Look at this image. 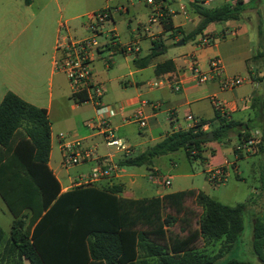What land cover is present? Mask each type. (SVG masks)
I'll return each instance as SVG.
<instances>
[{
	"label": "trees",
	"instance_id": "16d2710c",
	"mask_svg": "<svg viewBox=\"0 0 264 264\" xmlns=\"http://www.w3.org/2000/svg\"><path fill=\"white\" fill-rule=\"evenodd\" d=\"M190 8L199 17L190 37L211 23L238 20L245 9L241 0L211 7L191 3ZM163 51L155 43L149 54L133 58V67L145 68ZM172 70L171 61H165L154 72ZM213 111L212 121L200 119L210 123L208 131L192 127L172 132L140 154L123 157L118 165L151 169L155 158L178 150L189 160H203L206 143L218 142L239 127ZM243 132L238 137L247 134ZM263 144L264 129L260 152ZM49 153L47 111L7 91L0 101V197L13 220L9 248L0 264H22L23 259L30 264H213L240 240L243 203L225 205L195 189L140 200L117 197L121 191L117 185L87 184L61 192L47 166ZM215 241L222 244L217 254L210 255L207 248ZM251 247L264 264V218L260 216L252 221ZM8 252L14 254L13 261L3 263ZM223 264L250 263L229 259Z\"/></svg>",
	"mask_w": 264,
	"mask_h": 264
},
{
	"label": "rangeland",
	"instance_id": "374dc122",
	"mask_svg": "<svg viewBox=\"0 0 264 264\" xmlns=\"http://www.w3.org/2000/svg\"><path fill=\"white\" fill-rule=\"evenodd\" d=\"M30 4L27 5L24 0H0V100L3 94L7 91H15L23 95H28L33 91H39V64H47L46 69L50 68V59H47L41 50L42 47H49L50 42L52 43V37L49 39L44 38L43 33L47 32L52 26L50 34H52L53 27L56 24H66L71 30H75L76 34H81L82 30L80 26L86 22V15L93 11L104 9L109 6L113 8L129 7V12L126 14L120 12H114L113 18L117 24L118 32L121 34L122 38L128 37L132 32L137 35L138 30H140L147 23V14L150 7L146 3V0H29ZM186 0H183L185 2ZM217 2L212 3L210 6L216 5ZM115 6V7H114ZM215 26L221 25L220 22L214 23ZM105 25V29H107ZM264 28V23H263ZM137 33V34H136ZM49 35V31H48ZM61 36H66L65 32L62 30L60 32ZM245 37H234L227 36L225 39V44H222L219 51L224 53L227 58L224 63L229 65L230 72L238 71L235 70L234 66L236 61L232 60L231 53H227V48L232 45H238L239 42L247 41L248 47L253 49V58L249 62L252 69L258 68L261 64V56L264 57V48L259 45L258 39V26L254 25L253 22L250 23L249 32ZM140 53L139 55L145 56L148 54L149 40L146 38L138 39ZM102 42L103 39H98ZM222 42L218 39L214 43L218 44ZM192 43L191 40L187 39L184 43L186 49H190ZM182 46V45H180ZM210 45L209 47H212ZM173 49V46L169 47ZM230 51V50H229ZM172 54L168 52L160 56V58H167ZM98 56V55H97ZM95 57L92 63V73L94 71L98 72L100 76L105 77L108 83L104 85L102 102L108 106H112L114 102L119 101L125 93H134V86L131 88L130 85L125 86L126 81L130 82L131 77L126 75L128 70L131 68V59L133 55H124L122 53L116 52L111 56L109 66L104 67V63L109 60V52H103L99 54V57ZM219 58V57H218ZM207 68V63L201 62L200 69L205 71ZM263 69V67H262ZM245 71V69H244ZM246 73V71H245ZM142 78L151 77L154 75L151 71L147 70L143 72ZM58 79L61 84H66L64 77L59 74ZM56 79V78H55ZM94 79V75H93ZM154 81V79H152ZM95 81V80H94ZM67 85V84H66ZM48 81L44 80L43 93L44 97L48 95ZM191 88L192 93L195 96H203L205 91H207V83L197 84L196 82H188L184 84L178 92L169 91L165 88H161L154 92L155 96L161 95V98L168 101V106L177 107V118L179 122L183 121V117L186 116L188 107L181 106L180 101L182 99V89ZM69 89V88H68ZM126 89V90H124ZM147 85L140 87L141 92L147 90ZM264 93V79L261 83L255 86H249L243 84L240 88L236 89L238 94H246L250 96L251 94H256L259 92ZM53 97H54V91ZM70 92V91H69ZM229 95V93H225ZM264 95V94H263ZM151 97L150 95H143L142 100H146ZM219 99L220 96H218ZM66 109V115L71 119L70 126L63 127L62 125L53 126V142L50 152V162L51 166L55 169L58 168V177L64 182L66 179V174L70 177L77 176L78 166L69 167L64 169L59 166L60 153L58 150V144L56 141V135L59 133L68 134L75 136L78 139H82L84 147H97L99 153H106V148L103 144V139L101 135H95L96 130L88 128L85 123L82 125L80 123L81 119L93 120L94 114L92 113L89 104H83L71 110L69 104ZM39 104V102L37 103ZM201 109L199 111V116L204 118L206 121H211L214 118L213 107L210 104V100H202L199 104ZM243 107V105H242ZM241 107V108H242ZM196 108V107H195ZM165 110L162 108L160 111ZM194 114V113H193ZM247 115L255 120V114L252 110L241 109L238 114L232 115L233 120H238L241 116ZM167 115L160 113L158 120L164 123L167 130L170 131L168 125L164 122ZM52 119V117H51ZM54 120V119H52ZM74 124L72 125V121ZM64 125V124H63ZM69 129V131L67 130ZM74 130L76 132H74ZM145 128H140L137 124L132 123L120 129V133H115L117 137L123 138L126 136V144L134 145L138 142L140 136L145 133ZM237 131V132H236ZM256 132L258 135L259 130ZM238 132L241 131L240 127H237L235 131L230 132L225 138V142L229 141L223 148L226 151L225 156L228 159L234 161V156L231 153V148L234 146L236 137H238ZM253 130L249 131L247 134H242L240 139L247 138L256 134ZM91 135L90 137H88ZM95 135V136H94ZM213 141L212 143H215ZM148 145H145V147ZM144 147V148H145ZM143 147H135V155L140 153ZM264 148V144H263ZM205 151L203 155H206ZM255 158L250 159H239L235 161L238 171L237 174L230 170L229 176L226 181L218 186L217 188H212L207 183L204 174V165L199 160H189L187 159L185 152L183 150H178L176 152L170 153L168 155L157 157L153 160V164L157 166L158 171L156 175H160L162 178H169L170 185L163 186L162 184H157L154 181L149 180L148 176L153 174L146 170L145 167H130L137 171L138 174H144L143 178H139L140 183L143 186V191L140 193L145 197H153L157 192H172L176 190H186L190 188H196L199 191H204L213 199L219 201L222 204L234 206L239 203L246 205V210L243 216L244 229L240 240L238 243L228 252L222 253L221 257L213 264H223L229 259H239L249 262L250 264H262L254 255L251 247V234H252V221L255 217L260 216L264 218V152H260L257 146V153L250 156ZM3 204H0V208L3 209ZM222 241H215L211 246L207 248V253L210 255L217 254Z\"/></svg>",
	"mask_w": 264,
	"mask_h": 264
},
{
	"label": "crops",
	"instance_id": "0c3cea01",
	"mask_svg": "<svg viewBox=\"0 0 264 264\" xmlns=\"http://www.w3.org/2000/svg\"><path fill=\"white\" fill-rule=\"evenodd\" d=\"M113 1H120V0H113ZM216 2L217 4L214 6L224 4L223 0H217ZM26 4L29 5L30 1L29 3ZM147 4L150 7V10L147 14V23L140 30H138V34L136 33L137 35H135L132 32L128 37L122 38L121 34L118 32L117 24L114 21V18H113V23L107 24L108 27L107 29H113L115 31L117 35V39L120 43L124 44L132 40H137L138 42L139 41L138 39L146 38L149 40L148 54L150 53L151 48L155 43L161 44L162 47L164 48L163 53L155 56L150 62V64L145 68L137 69L133 67L132 60L134 57H132L131 68L128 70L126 74L131 77V81L130 82L126 81L124 85L125 86L130 85L131 88H133L134 86L135 94L125 93L124 95L121 96L122 98L119 101L110 104L112 106L116 104L124 105L121 111L113 114L110 118V124L115 130V133H120L121 128L127 126L128 124H132L130 122H127V120L133 115L134 110L137 106V100H142L141 97L145 94L151 96L146 100H143L149 103V105H147L144 108V112L148 118L147 126L145 127L146 129L145 133L140 136L136 144L134 145L127 144L132 151L130 156H135L134 151H135V147L137 146L143 147L140 150L141 153L145 151L148 147L162 140L168 134L179 130L189 129L190 125L186 121L185 116L183 117L182 122H179L178 118L176 117L178 113L177 107L168 106V101L166 99L161 98V95L155 96L154 92H158L155 91V89L158 90L161 88H165L169 91L175 92L173 90V84L176 81H178V79H180L181 77L187 76L188 64L191 59H194L196 61L199 68L201 62L204 61L205 63H207V68H208V60L212 57H219V59L223 64L225 75L239 77L243 79L244 81L243 84L249 86L256 87L258 83H261L262 80L264 79V57L262 56V54H260L262 60L260 61L261 64L258 68L252 69L250 66H248L249 62L253 58L252 55L254 54V51L253 49L248 47L247 41L239 42L238 45H232L227 48V53L230 52L231 53L230 57L232 58L233 61L234 60L236 61L235 62L236 64L234 66H236L235 70L238 69V71L235 72L229 71V67L232 64H230V66L225 64L224 60H226L227 56L219 51L221 45L225 44L224 42L227 36H234V37L241 36V37H245L246 40L247 39L246 35L249 32L251 22H253L255 26L256 25L259 26L260 23H262L260 27L261 35L258 36V39H259V45L261 46V48H264V28H263L264 0H248L246 3H244L245 9L241 13L240 18L238 20L223 21L220 22L221 25L218 26H215L214 23L209 24L203 31L208 33L211 37H213L215 39L214 42L217 41L218 39H221L222 41L218 44L213 43L212 47L198 46V40L201 34L193 35L190 37L191 33L195 30V28L199 23V17L190 8L191 0H186L185 2H183V0H163L161 4H149V3ZM120 5L123 8V10H121L120 13L125 12L127 14L129 12V7H123L122 4ZM208 7L211 6L209 5ZM158 8H160V10H158ZM153 17L156 18L152 20ZM64 25L66 27L65 29L60 27L61 23L56 24L53 27L52 34H50L52 29V26H50L49 29L47 28V32L43 33L42 35L45 39L48 38V36L49 39L52 37L53 41L52 43L50 42L49 47H42L39 49L43 51L39 53H43V55L47 59H50L49 62L50 68L48 70L46 69L47 64H45V68L44 65L42 66V64H39V91H33L26 96L18 92L12 91V93L17 95L24 101L36 107L44 108L47 111V117L50 123V152L53 142V133H52L53 126L56 124L62 125V128L70 126L71 119L68 118V116L66 115V109L68 108L67 101L71 103L69 104L71 110H75L76 108H78L83 104H89L92 113L94 114L93 106L89 102L75 103L70 98V92H69L70 89H68L69 85L67 81H66L67 85L66 84L62 85L57 77L61 73L55 71L53 68L52 61L55 54L54 53L55 45L58 40L64 37L60 35V32H62L63 30L65 34L69 33L75 37H81L82 35H84V29L82 25L80 26V29L82 30L81 34H76L75 30H71L69 27L66 26V24ZM48 31H49V35H48ZM187 39L191 40L192 43L190 49H186V46H184V43ZM180 40H183V44L182 46H177L176 43L179 42ZM171 46H173V49H169V47ZM106 51L109 52V60L106 61V64L103 61L104 63L103 65L105 68L109 66L111 56L116 53V52H110V50L108 49H103L99 52V54ZM171 51L172 54L169 57L160 58L161 55ZM99 54L97 57H99ZM140 57L143 56L138 55L137 59ZM165 61H171V63L174 66V70L169 72H164L159 75L155 74L154 72L155 66ZM147 70L152 72V74L154 75L153 78L151 77L142 78L143 72ZM93 75L95 82L101 84L104 89V85L108 83V80H106L105 77L100 76V74L96 71L93 72ZM152 79H154V81H162V85H160L158 88L155 89H149L147 87L148 89L144 93L141 92L140 87L146 86L148 82L153 81ZM44 80H47L49 85L48 87L49 91L47 97H44V93H43ZM241 86L237 88H240ZM52 89L55 92L54 97H53ZM236 89L230 92L219 91L217 79H213L207 82V91H205V94L203 96H199V97L195 96V94L192 93L191 88L182 89L181 90L182 99L180 101V105L178 106V108L181 106L188 107L187 114L185 115L190 114L197 119L206 121L204 118L199 116L200 115L199 111L201 109V106L199 105L200 102L205 99L209 100V97L211 95H216L217 97L220 96L221 100L225 101L228 105V114H229L228 118L230 120H233L232 115L238 114L243 108L252 110V112L255 114V120H252L248 115L247 117L241 116L238 120H233L239 123V127L242 132L247 131L248 133L249 131L253 130L256 133L258 132L257 130H259L261 133V131L264 129V95H263L264 93L261 94L262 92L260 91L255 95L251 94L250 96H248L246 94L236 93ZM225 93H229V95H225ZM38 102L39 104H37ZM152 104L156 106L152 107L151 106ZM162 108H165V110L160 111ZM161 112L167 115L166 119H164V122L168 125L170 131L167 130V127L164 125V123L158 120V116L160 115ZM51 117L54 120H52ZM89 121L81 119L80 123L82 125H84L85 123V125L89 128ZM71 124L72 125L74 124V120L72 121ZM67 130L69 131V129ZM74 132L76 131L74 130ZM57 135H56V141L58 144ZM90 136L91 135H89L88 137ZM123 137L125 140L123 138L120 139H123L126 143H128L126 136L123 135ZM225 140L226 139L224 138L222 140H219L218 142L215 143L209 142L204 145V149L207 152V154L206 155L202 154L203 160H199L204 165V171H203L204 173L209 168L223 166L226 163L233 164L231 167H229L228 170L229 171L232 170L235 172L234 168L235 167L237 168L238 166H236L235 163L237 159L234 156V148L239 141V137H236L234 146L231 148V153L234 156V161L229 160L228 156H225L226 151L223 148L226 146L227 143H229L230 139H228L229 141L226 142ZM145 145L148 146L145 147ZM58 150H59V145H58ZM108 151L109 149L106 148V153H99L98 148L96 147V153L94 158L91 161L78 165V172L76 174L77 176L70 177L68 174H66V179L64 180V182L61 181L58 177V173H59L58 168L54 169L51 166L50 153H49L47 166L51 171V173L53 174V176L57 179L60 185L61 192H65L76 186L87 185V184H96L98 186H104V187L117 185L120 186L121 188V191L118 194H116L117 197L130 199V200L152 198L149 196L145 197L140 194L144 189L139 181V178H143L145 175L138 174L137 171L131 169L130 167L119 166L118 161L121 160L124 156L121 153L114 152L111 149L110 152L112 153V156L110 158H107L106 154ZM250 158H255V156L253 157L249 156L247 158H241V159H250ZM108 160H111L115 164V169L111 173V176L109 178L91 183L81 182L86 178H88L90 171L93 167L97 165L103 167ZM59 166H60V161H59ZM146 170H148L150 173L154 175L155 173H157L158 168L153 164L151 166V169L146 168ZM235 173L237 174L236 177L239 178L240 176L238 175L239 174L238 171H236ZM148 178L150 180V176H148ZM190 189L197 190L196 188H190ZM179 191H183V190H176L172 192H157L156 195L153 197H160L164 194L174 193ZM0 204H3L4 206L3 209L0 208V260H1L5 248L6 249L9 248L8 236H9V230L13 217L9 212V210L7 209L1 197H0ZM24 213L29 214V211L25 210ZM38 220L39 218L37 219V221ZM4 257L5 259L3 260V263L8 261L11 262L13 261L14 254L8 252L6 253V255L4 254ZM22 264H30V263L27 260L23 259Z\"/></svg>",
	"mask_w": 264,
	"mask_h": 264
},
{
	"label": "built area",
	"instance_id": "2783aa9c",
	"mask_svg": "<svg viewBox=\"0 0 264 264\" xmlns=\"http://www.w3.org/2000/svg\"><path fill=\"white\" fill-rule=\"evenodd\" d=\"M163 0H146L149 4H161ZM217 0H191V3L198 4L204 7L215 3ZM234 0H223L224 4L232 3ZM246 3L248 0H241ZM123 8L105 7L97 11L88 13L86 22L82 25L84 35L75 37L71 34H66L62 39L58 40L54 48L53 68L61 73L70 89V98L75 103L89 102L93 106L94 119L89 121V128L96 130L98 135L102 136L105 148L109 149L106 154L107 158L112 156L110 150L121 153L124 157L131 155V148L115 134V130L110 124V118L113 114L121 111L124 105L116 104L108 106L102 102L103 87L93 79L92 63L94 58L103 49H108L110 52H119L124 55H133L137 57L140 53V48L137 40H132L128 43H120L113 29H105V25L113 23V13L120 12ZM160 10V8H158ZM156 17H153L154 20ZM61 28L65 29V25L61 24ZM103 41L99 42L98 39ZM214 38L208 33L202 32L198 46L206 47L214 43ZM218 80L219 91L230 92L243 84V79L236 76H227L224 74V67L218 57H212L208 60V68L206 71H201L196 61L191 59L188 64V74L181 77L173 84V90L179 91L183 84L188 82H196L197 84H205L210 80ZM162 85V81H151L147 83L149 89H155ZM213 109L218 112L222 118L229 119L228 105L225 101L219 99L216 95L209 97ZM149 105L147 101L137 100V106L133 115L127 122L135 123L140 128L147 126V115L144 108ZM152 107L156 106L154 104ZM186 121L190 125L189 128L198 127L201 131H208L210 123H201L200 119L188 114L185 116ZM60 166L64 169L78 166L85 162L91 161L96 153V147H84L82 139L64 133L57 135ZM261 142V135H250L247 138L240 139L234 148V156L237 160L247 158L257 153V146ZM194 154V151L191 152ZM233 164L226 163L223 166L209 168L205 171L207 183L212 188H217L222 185L229 176V167ZM115 169V164L108 160L101 167L99 165L93 167L88 178L81 181L82 183L97 182L111 176ZM237 171V168H234ZM150 180L163 186H169V178H162L160 175L150 176Z\"/></svg>",
	"mask_w": 264,
	"mask_h": 264
},
{
	"label": "water",
	"instance_id": "95a60500",
	"mask_svg": "<svg viewBox=\"0 0 264 264\" xmlns=\"http://www.w3.org/2000/svg\"><path fill=\"white\" fill-rule=\"evenodd\" d=\"M182 44H183V40H180L179 42L176 43L177 46H180ZM157 51H160V49H157ZM211 138H212V135L209 134L208 139H211Z\"/></svg>",
	"mask_w": 264,
	"mask_h": 264
}]
</instances>
